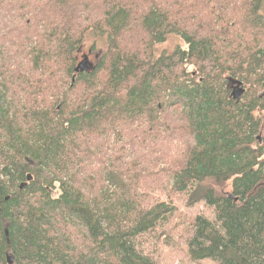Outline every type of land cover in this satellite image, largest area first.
Here are the masks:
<instances>
[{
    "label": "trees",
    "instance_id": "obj_1",
    "mask_svg": "<svg viewBox=\"0 0 264 264\" xmlns=\"http://www.w3.org/2000/svg\"><path fill=\"white\" fill-rule=\"evenodd\" d=\"M263 80L264 0H0V264H157L174 196L214 210L191 260L264 264Z\"/></svg>",
    "mask_w": 264,
    "mask_h": 264
},
{
    "label": "rangeland",
    "instance_id": "obj_2",
    "mask_svg": "<svg viewBox=\"0 0 264 264\" xmlns=\"http://www.w3.org/2000/svg\"><path fill=\"white\" fill-rule=\"evenodd\" d=\"M95 45V49L92 47ZM177 47L186 48L185 43L182 39L176 35H172L168 38L166 43H163L159 47V51L172 52ZM106 50V44L104 40H94L93 38H88L84 45L83 50L80 53L81 62L84 61V57H89V62L85 65V69H90L94 64H96L100 55ZM84 69V70H85ZM192 67L189 71H192ZM264 83V80H263ZM244 84V83H243ZM263 85V84H262ZM245 90L247 86L243 85ZM227 89L230 92L231 97L234 91V84L228 81ZM246 93V92H245ZM264 94V85L262 90L257 93L256 97H260ZM245 95V94H244ZM244 95L241 97L243 100ZM264 117V113L258 114ZM264 121V120H262ZM264 129V125H263ZM259 143L264 142V131H261L258 136ZM118 139V137L116 138ZM115 139V140H116ZM125 142V140H124ZM138 147V146H136ZM135 147V148H136ZM154 150L159 153L156 145ZM137 160L144 163L149 168L150 161L149 158L143 156H137ZM152 165H157L155 169H151L146 172V177L155 172L157 169L161 170L166 168V166L161 163H155ZM149 177H152L149 175ZM99 182L98 177L93 178L94 186ZM160 185H166V182L157 181ZM219 195L227 196L232 193V182L228 181L222 185L211 184ZM54 195H59V191L55 190ZM162 200H167V197H163ZM174 206L175 211L172 216H170L160 227L142 236L139 239L140 250L144 254L151 256L157 264H217L211 260L193 261L189 257L188 248L186 244V239L190 233V228L195 218L199 215L205 216L206 218L213 220L215 218L214 210L209 207L205 202L200 201L194 205H188L185 196H174Z\"/></svg>",
    "mask_w": 264,
    "mask_h": 264
},
{
    "label": "water",
    "instance_id": "obj_3",
    "mask_svg": "<svg viewBox=\"0 0 264 264\" xmlns=\"http://www.w3.org/2000/svg\"><path fill=\"white\" fill-rule=\"evenodd\" d=\"M88 62H89V57L88 56L84 57V61L78 64L76 71L77 72H79V71L82 72L86 68L85 65ZM229 80H230V82L232 84H234V91H233V94H232V96H233L232 98L235 101H237V102L241 101V97L246 92V90H245V88L243 86L244 85L243 82H241V81H239L237 79H231V78ZM263 85H264V83H263ZM31 180H32V178L29 176L27 178V181L24 182L20 186V189H23V188L27 187V185L29 184V182H31ZM6 236L9 239L8 231H6ZM7 262H8V264H13L14 263V258H13V256L11 254H8V256H7Z\"/></svg>",
    "mask_w": 264,
    "mask_h": 264
}]
</instances>
